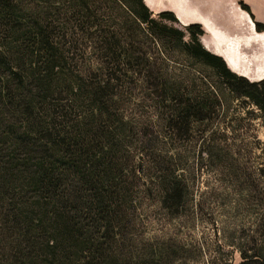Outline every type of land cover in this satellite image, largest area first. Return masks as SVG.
<instances>
[{
  "label": "trees",
  "instance_id": "obj_1",
  "mask_svg": "<svg viewBox=\"0 0 264 264\" xmlns=\"http://www.w3.org/2000/svg\"><path fill=\"white\" fill-rule=\"evenodd\" d=\"M43 1L67 23L79 16L82 29L86 23L96 28L112 67L130 64L137 39L152 37L213 68L227 90L264 116V78L251 81L210 52L201 24L180 28L174 12L155 14L144 0ZM239 5L264 32L250 5ZM33 11L0 0V264H171L165 245L150 254L137 241L133 211L125 205L130 174L114 131L111 81L88 83L76 75L60 33L44 13ZM114 18L121 23L110 24ZM156 85L164 93L161 82ZM169 92L175 127L190 116L203 122L212 91L197 105L180 99L179 88ZM176 180L175 174L167 178L165 193L179 208L183 193ZM241 264H264V246L257 254L243 253Z\"/></svg>",
  "mask_w": 264,
  "mask_h": 264
},
{
  "label": "rangeland",
  "instance_id": "obj_2",
  "mask_svg": "<svg viewBox=\"0 0 264 264\" xmlns=\"http://www.w3.org/2000/svg\"><path fill=\"white\" fill-rule=\"evenodd\" d=\"M15 1L24 9L44 13L46 24L60 33L58 42L62 41L76 75L88 83L111 81L110 88L117 93L114 131L130 174L131 193L125 205L133 211L137 241L143 240L150 254L165 245L171 264H241L243 253H259L264 246L262 110L227 90L213 68L196 63L173 46L139 37L132 62L117 69L101 51L96 28L86 23L82 29L79 16L67 23L64 15L50 13L43 0ZM232 1L194 0L203 12L226 15ZM244 1L254 6L264 23V0ZM110 21L121 23V18ZM204 21L213 33L206 45L204 25L190 23L202 25L203 45L220 54L231 52L229 48L235 47L230 31L208 17ZM261 52L257 65L264 62V48ZM174 88L181 89L180 99H193L195 105L200 95L212 91L203 122L190 116L175 127L176 103L168 93ZM62 96L68 97L65 92ZM173 174L183 193L179 208L175 201H166V180Z\"/></svg>",
  "mask_w": 264,
  "mask_h": 264
},
{
  "label": "crops",
  "instance_id": "obj_3",
  "mask_svg": "<svg viewBox=\"0 0 264 264\" xmlns=\"http://www.w3.org/2000/svg\"><path fill=\"white\" fill-rule=\"evenodd\" d=\"M147 6L154 12L159 13L164 10H171L176 13L178 19L183 25H188L192 22H199L204 25L208 35L209 42L213 39L212 31L207 27L204 17H208L211 22L218 24L221 27L228 29L231 33L230 39L235 48H229L224 53L220 49V52L209 49L222 56L227 62L228 66L236 73L249 78L251 81H259L264 78V62L256 64V59L262 54V48H264V32H258L256 29L255 21L251 15L243 10L239 5V1L233 0L230 8L229 15L210 10L203 12L200 9V5L194 2V0H144ZM252 12L254 13L256 20L261 21V17L254 8L250 5ZM187 17V20H183L182 15ZM252 20L253 22H251ZM206 45V43H205ZM232 50H237L236 55L232 54ZM258 54V55H257ZM259 66V69H258Z\"/></svg>",
  "mask_w": 264,
  "mask_h": 264
}]
</instances>
